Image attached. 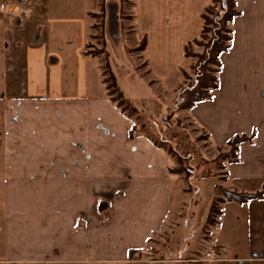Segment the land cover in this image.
<instances>
[{
  "label": "crops",
  "instance_id": "obj_1",
  "mask_svg": "<svg viewBox=\"0 0 264 264\" xmlns=\"http://www.w3.org/2000/svg\"><path fill=\"white\" fill-rule=\"evenodd\" d=\"M81 1L0 0V264H125L170 217L175 161L110 99L103 57L87 52L105 11ZM130 2V25L146 38L143 55L165 91L172 88L168 110L181 86L170 82L180 84L187 72L186 46L200 39L213 0ZM236 6L219 89L182 112L209 145L255 133L237 163L223 161L225 186H218L257 193L264 188V0ZM127 101L145 113L142 99ZM221 210L207 241L219 259L205 264H264V198Z\"/></svg>",
  "mask_w": 264,
  "mask_h": 264
},
{
  "label": "rangeland",
  "instance_id": "obj_2",
  "mask_svg": "<svg viewBox=\"0 0 264 264\" xmlns=\"http://www.w3.org/2000/svg\"><path fill=\"white\" fill-rule=\"evenodd\" d=\"M79 1L81 0H73ZM81 2L85 6L98 3L105 11L103 26L101 27L98 18L99 24L93 27L88 46L90 50L87 52L103 57L106 78L110 81V73L113 74L117 85L120 89L122 87L124 98H130L132 102L142 99L144 103L140 106L145 113L133 111L135 107L131 104L126 106L127 113L133 114L134 119L137 116L136 132L152 136L155 144L164 142L163 148L169 151L175 161L176 168L173 170H180V173L171 176L174 183L169 195L170 217L146 248L125 264H196V261L205 264L208 262L204 259L205 253L214 249L207 244L210 240L209 231L212 229L206 225L207 216L218 196L216 187L218 184L225 186L220 182L223 175H226L221 171L223 161L221 166H217L215 159L225 152L227 146L218 147L214 143L209 145L203 140L193 121L182 111L168 117L170 107L166 109L165 101L170 102L174 94L171 92L172 88H169V92L165 91V84L145 59L144 50H138L142 45V38L136 36L134 25H130V0ZM208 36L210 38L212 34L209 33ZM206 42L208 38L204 43ZM204 52V46L192 45L189 48L192 55H202ZM187 59L189 66L186 71L190 79L182 73L180 84L176 83L177 78L170 82L173 86L181 85L175 88L177 93L195 76L193 67L198 62V56Z\"/></svg>",
  "mask_w": 264,
  "mask_h": 264
},
{
  "label": "trees",
  "instance_id": "obj_3",
  "mask_svg": "<svg viewBox=\"0 0 264 264\" xmlns=\"http://www.w3.org/2000/svg\"><path fill=\"white\" fill-rule=\"evenodd\" d=\"M217 7H219L218 10ZM208 14H211L210 16L212 17ZM240 15L241 13L237 10L236 0H213V4L205 10L202 15L204 20L203 30L200 36L202 40H193L185 49L186 58L198 56V62L193 67L195 73L194 79L190 80V83L186 87H182L179 90L170 105L168 117H172L179 111H191L197 104L212 100L213 93L219 89V75L223 69L221 58L231 49L233 31L230 25ZM209 33L212 34L210 38L208 36ZM207 38L208 42L204 43ZM192 45L204 46L206 52L202 55H195L194 53L192 55L189 53V48ZM145 47L146 38L142 40V45L138 47V50H144ZM93 54L98 55L97 53ZM183 74L186 78H189L187 72L183 71ZM108 79L105 78V82L110 99L118 107L122 108L123 111H126V106L130 104L125 100L124 94L117 85L112 73H110V81ZM133 111H136V109L134 108ZM134 128L130 132V136L134 135ZM254 138L255 133H252L250 136L238 135L229 140L227 142L229 151L220 153L215 159L217 166H220L222 161H227L231 164L237 163L240 145L245 142H252ZM156 145L163 148L165 143L161 142ZM172 172L178 174L180 170H172ZM216 192L219 196L214 199L207 217L206 225L208 227H214L218 224V219L222 215L221 204L229 202L246 204L252 200L264 198V188L257 193H246L230 191L221 186H217Z\"/></svg>",
  "mask_w": 264,
  "mask_h": 264
},
{
  "label": "built area",
  "instance_id": "obj_4",
  "mask_svg": "<svg viewBox=\"0 0 264 264\" xmlns=\"http://www.w3.org/2000/svg\"><path fill=\"white\" fill-rule=\"evenodd\" d=\"M206 259L209 262H215L219 259V255L217 251L214 250L206 254Z\"/></svg>",
  "mask_w": 264,
  "mask_h": 264
}]
</instances>
